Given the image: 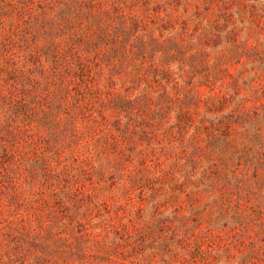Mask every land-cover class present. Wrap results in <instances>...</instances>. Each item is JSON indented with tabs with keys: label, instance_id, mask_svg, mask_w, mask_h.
<instances>
[{
	"label": "rangeland",
	"instance_id": "1",
	"mask_svg": "<svg viewBox=\"0 0 264 264\" xmlns=\"http://www.w3.org/2000/svg\"><path fill=\"white\" fill-rule=\"evenodd\" d=\"M0 264H264V0H0Z\"/></svg>",
	"mask_w": 264,
	"mask_h": 264
}]
</instances>
